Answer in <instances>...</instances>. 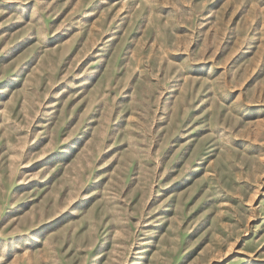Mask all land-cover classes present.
Listing matches in <instances>:
<instances>
[{"label":"rangeland","instance_id":"rangeland-1","mask_svg":"<svg viewBox=\"0 0 264 264\" xmlns=\"http://www.w3.org/2000/svg\"><path fill=\"white\" fill-rule=\"evenodd\" d=\"M0 264H264V0H0Z\"/></svg>","mask_w":264,"mask_h":264}]
</instances>
